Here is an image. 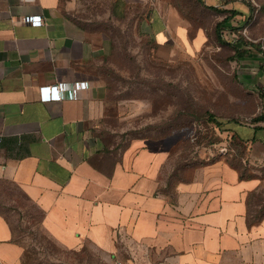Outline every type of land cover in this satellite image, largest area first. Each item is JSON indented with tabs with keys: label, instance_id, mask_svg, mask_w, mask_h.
Masks as SVG:
<instances>
[{
	"label": "crops",
	"instance_id": "1",
	"mask_svg": "<svg viewBox=\"0 0 264 264\" xmlns=\"http://www.w3.org/2000/svg\"><path fill=\"white\" fill-rule=\"evenodd\" d=\"M76 4L0 0V264H25L30 248L15 220L33 216L20 196L40 229L68 250L92 244L123 264H264V175L241 178L219 157L165 191L172 152L164 141L108 147L102 70L111 38L76 19ZM29 15L42 23L25 22ZM185 22L176 34L189 35ZM238 46L246 53L235 61L237 76L259 107L249 121L223 127L264 167V56ZM75 81L86 82L76 96L41 99L40 86ZM255 206L263 215L251 221Z\"/></svg>",
	"mask_w": 264,
	"mask_h": 264
},
{
	"label": "rangeland",
	"instance_id": "2",
	"mask_svg": "<svg viewBox=\"0 0 264 264\" xmlns=\"http://www.w3.org/2000/svg\"><path fill=\"white\" fill-rule=\"evenodd\" d=\"M77 0L76 19L102 29L111 38L102 70L109 99L102 136L108 147L123 148L143 138L165 142L171 149L166 165L168 184L174 191L181 178L203 164L204 157L230 150L228 158L246 175H264L247 150L238 151L229 134L209 120L213 113L223 126L237 119L249 121L259 105L240 83L233 47L221 44L215 24L223 15L206 5L216 4L239 12L232 20L234 35L264 43V0ZM186 21V22H185ZM187 23L189 35L180 36L178 23ZM159 24L167 35L153 32ZM228 32V31H227ZM201 35V41L198 37ZM242 44V42H237ZM237 44V45H238ZM247 46V45H246ZM256 49V48H255ZM256 52L260 53L258 49ZM219 140L210 144L209 138ZM234 143V142H233ZM223 149V150H222ZM239 149H241L239 147ZM206 155V156H205ZM32 213L21 221L20 236L30 246L33 264H115L107 252L86 244L68 250L39 227ZM260 195L256 202H261ZM20 201V202H21ZM255 201V200H254ZM255 206L254 212L260 211Z\"/></svg>",
	"mask_w": 264,
	"mask_h": 264
},
{
	"label": "trees",
	"instance_id": "3",
	"mask_svg": "<svg viewBox=\"0 0 264 264\" xmlns=\"http://www.w3.org/2000/svg\"><path fill=\"white\" fill-rule=\"evenodd\" d=\"M197 1H199L202 4H205L204 0H197ZM206 6L209 9H212L214 12L223 15V17L216 22L214 29H215L217 38L221 44H229L233 47L234 54H235L236 58L243 56L246 53V49L239 48V46L236 44L237 42H242L243 45H247V46H251L253 48H256L262 54V49H261L259 42L248 41L245 38L237 36V35H234L232 37H228V33H230V31L232 33V30L235 29V27H233L231 24H232V20L234 19V16L237 14V12H239L237 9L226 7V5H224V7H221V5H216V4H209ZM209 120L211 122H213L220 130H227L225 127H223L222 121L219 120L213 113H210ZM230 139H231L232 144H236L235 140L237 138L235 136L231 137ZM218 141L219 140H217L213 137H211L207 140V142L210 144L217 143ZM238 144H239V147L241 148V149H239V147H238V151L242 152L243 150L246 149V146L244 145L243 142L240 141ZM229 154H230V150L227 149V151L225 153H219L218 155H214L213 157H211L209 159H205L204 161H202V163L204 164V163L213 161L216 158L224 157V158H226V160L230 164H232L233 166L237 167L240 170L241 168L239 166H237L236 164H234V162L232 160H230V158H228ZM258 167L264 168L262 166H258ZM240 176H241V178H247V177H250L251 175H246L245 173L242 172V170H240ZM260 195L261 194H258L253 199L256 201V197L258 199V197ZM262 215H263L262 209H260V211L257 213H255L253 210V213H252L250 220L251 221H257L262 217ZM32 260H33V257L31 255L30 250L26 249V251L24 252V255H23V262L25 264H33L31 262Z\"/></svg>",
	"mask_w": 264,
	"mask_h": 264
},
{
	"label": "built area",
	"instance_id": "4",
	"mask_svg": "<svg viewBox=\"0 0 264 264\" xmlns=\"http://www.w3.org/2000/svg\"><path fill=\"white\" fill-rule=\"evenodd\" d=\"M25 22H31L32 24L38 25L42 23L41 15H29L24 17ZM262 55L264 56V43L261 45ZM86 86V82L75 81L71 86H68L65 82H58L54 84L42 85L39 88L40 96L43 101L50 100H61L65 97V92L68 96H76L78 92ZM1 145V137H0ZM223 150V149H222ZM115 264H123L121 260H117Z\"/></svg>",
	"mask_w": 264,
	"mask_h": 264
}]
</instances>
